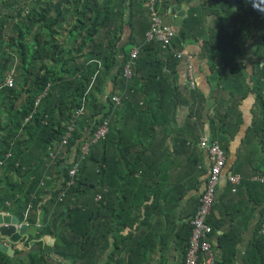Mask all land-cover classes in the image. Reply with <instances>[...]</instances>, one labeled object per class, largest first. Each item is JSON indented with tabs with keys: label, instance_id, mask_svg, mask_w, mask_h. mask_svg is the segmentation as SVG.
<instances>
[{
	"label": "trees",
	"instance_id": "trees-1",
	"mask_svg": "<svg viewBox=\"0 0 264 264\" xmlns=\"http://www.w3.org/2000/svg\"><path fill=\"white\" fill-rule=\"evenodd\" d=\"M230 1L221 2L224 11L228 8L226 16H220L223 24H227L234 12L229 7H238L248 14L247 0H232L231 4ZM18 2L9 0L8 13L3 15L0 11V114H6L5 124H0V162H4L0 165V210L5 207L8 212L17 211L22 219L33 200L32 194L37 195L33 210L42 205L44 195H52L44 205L47 209L42 215L43 226L38 228V237L55 238L53 251L46 253L44 240V247L38 253L29 254L27 262L31 264H49L48 258L53 255L65 264H100L112 247L105 264H149L147 258L138 261L123 258L125 253L133 251H127L126 246V238L131 236L120 235L124 228H131L130 217H124L131 197L123 195L122 192L127 191L118 188L120 182L124 186L137 180L138 166L153 146L150 143L140 153L139 160L133 161L125 158V148L123 152L119 150L125 144L134 143V139L141 142L142 138H147L150 128L170 123L162 122L161 117L172 120L177 113L180 103L168 101L173 86L166 77V68L171 69L169 62L176 64L178 59L171 55L163 62L158 58L165 51L163 46L145 41L151 24H147L143 0H22L23 5ZM254 8L252 16L263 17V9L259 10V5ZM190 20L187 27L196 18L193 16ZM262 24L259 35L264 34V21ZM64 26L71 48L64 49L62 45L66 43ZM130 28L135 34L123 48V34ZM250 29L249 24L245 25L231 37L223 26L221 36L207 42L206 47L227 44L235 51L231 63L223 66L224 71L229 67L234 75L240 68L236 64L242 56L238 41L246 40ZM9 30L13 35L8 38ZM141 36L145 38L144 47L139 49L134 76L128 79L125 69L132 61V50ZM187 41L188 30L174 41V48L182 51ZM88 47L91 48L89 55ZM9 49L15 52L14 56ZM263 50L264 38L257 48L260 59ZM121 55L125 56L123 62ZM10 78L14 81L12 87L7 85ZM110 82L115 88L107 94ZM89 90L86 114L76 121L72 138L55 164L48 168L54 144L65 135ZM254 92L264 117V75L256 79ZM152 94L158 96L157 100H150ZM114 97L122 102L118 105L112 100ZM104 120H109L106 136L91 144L74 184L67 187L66 183L71 180L69 171L80 158L83 145L80 142H91ZM9 153L11 157L7 159ZM68 155L74 159L67 164ZM124 160L126 162L122 163ZM48 174L51 179L45 180L42 188L41 182ZM64 191V200L57 203V197ZM98 196H101L100 201H96ZM140 196L145 198L141 192ZM52 211L55 218L50 224ZM31 221L35 226V219ZM208 223L211 224L210 218ZM192 236L193 227L187 238V251ZM18 253L15 250L10 256L0 250V264H25L16 259ZM250 253L254 256L250 264H264L262 232Z\"/></svg>",
	"mask_w": 264,
	"mask_h": 264
},
{
	"label": "crops",
	"instance_id": "crops-1",
	"mask_svg": "<svg viewBox=\"0 0 264 264\" xmlns=\"http://www.w3.org/2000/svg\"><path fill=\"white\" fill-rule=\"evenodd\" d=\"M143 1L147 24L150 25L149 0ZM221 2L166 0L165 6L160 9L165 26L176 29L179 35L187 30L189 33V41L182 50L184 58L175 61L176 64L169 62L171 69L166 68V77L173 86L168 101L180 104L172 120H167V116L161 117L162 122L170 123L150 128L151 134L147 138H142L141 142L134 139V143L125 144L119 150L123 152L125 148V158L133 161L136 158L139 160L140 153L150 143L153 146L142 159V165L138 166L137 180H133L132 185L119 184L118 190H126L127 193L122 194L131 197V205L126 207L124 216L130 217L131 228H124L120 235L131 236L129 240L126 238V246L127 251H133L125 253L123 258H132L133 261L147 258L149 264H185L192 220L206 190L212 167L210 154L202 148L201 141L212 137L223 145L228 154L217 202L210 216L215 229L216 264H250L254 260L250 251L264 226V183L258 180L264 179V117L254 92L256 79L264 75V50L262 59L261 55H257L264 34L259 35L258 31V35L253 36L249 32L250 38L245 47H241L239 40L242 56L236 64L240 68L234 75L229 67L224 71L223 66L231 63L235 51L227 44L224 48L222 45L206 47V44L221 36L223 26L231 37L239 33L246 13L229 7L234 12L228 17L227 24H223L220 16L225 17L228 8L224 11ZM177 7H181V12L174 14L173 10ZM193 16L196 20L187 27ZM262 23L259 30L263 27ZM134 34L131 28L125 30L123 48ZM141 38L132 52L144 47L145 38ZM90 53L91 48L88 47V55ZM171 55L172 52L165 50L158 58L167 62ZM124 58L121 55L122 62ZM190 67L194 69L196 89L191 87ZM114 88L115 84L110 82L107 94ZM152 95L150 100H157L158 96ZM97 99L100 100V96ZM129 146H132L131 151ZM232 176L241 177L236 192L230 180ZM140 192L144 199H141ZM41 202L42 205L37 207L38 214L34 210L35 214L31 217L37 220L34 228H31V219L29 221L33 233L30 229L28 236H23L19 242L0 236V243L11 246L14 253L15 250L19 252L18 261L27 262L30 253H38L44 247V240L47 248L55 242L52 237L39 238V230L35 229L43 226L42 215L47 209L44 206L47 202L45 195ZM6 210L3 207L0 213L20 218L17 211ZM113 248L106 252L100 264L109 260ZM50 257L62 262L55 255Z\"/></svg>",
	"mask_w": 264,
	"mask_h": 264
},
{
	"label": "built area",
	"instance_id": "built-area-1",
	"mask_svg": "<svg viewBox=\"0 0 264 264\" xmlns=\"http://www.w3.org/2000/svg\"><path fill=\"white\" fill-rule=\"evenodd\" d=\"M166 0H149V9L151 15V28L146 35L147 43H157L161 44L163 48L167 51L173 53V55L178 59L184 58L183 51H177L174 48V41L179 37V32L171 27H167L164 25L163 20L161 18L160 9L165 5ZM140 56V50H134L132 53V61L128 63L125 69V76L128 79H132L134 76V67L135 61ZM189 77L191 79V87L196 89L195 85V75L193 67H190ZM95 79L93 80L94 83ZM14 81L10 78L8 80L7 85L12 87ZM118 105L122 102L119 97H114L112 99ZM39 101H37L38 103ZM87 103L84 99V103L82 107L77 109L76 114L73 117L72 122L68 125L65 135L62 137L61 141L54 144V150H52L49 154L50 162L47 163V167L51 168L54 165L56 160L61 156V151L64 150L65 146L68 144L69 139L72 138L73 132L76 129V121L79 118H82L86 114ZM29 118L26 119V122ZM105 122L98 128V130L94 133L91 142H85L82 145V150L80 154V158H77V163L75 166L69 171V175L71 180L66 183L67 187H70L74 184V177L80 169L82 160L88 155L91 144L97 143L100 139L104 138L108 132V122L109 120H104ZM202 148L206 149L210 154V158L212 161V167L210 172V177L207 182L206 190L200 198L198 211L195 217L192 220L193 226V236L190 243V248L187 251L185 264H216V252L214 249L213 243V234L214 228L211 224L208 223L210 216L214 211V207L217 202L218 190L221 183L222 175L227 166L228 154L226 149L222 146L219 141L210 142V139L205 137L201 141ZM11 157L9 153L7 155V159ZM0 165H4V162H0ZM51 179L50 176H46V179H43L41 182V187H45L46 181ZM231 182L234 185V191H237V186L241 184L240 176H232L230 177ZM259 181L264 183V179L259 178ZM47 191V189H46ZM107 191V189H105ZM65 197V191L61 192L59 197H57V203L62 202ZM33 200L28 204L25 212L23 213V220L17 225L18 229H21L23 226H30L31 213L35 206V201L37 200V195L32 194ZM52 199L51 194H47L45 196V201H49ZM101 196L96 198V201H100ZM264 234V226L263 231Z\"/></svg>",
	"mask_w": 264,
	"mask_h": 264
},
{
	"label": "rangeland",
	"instance_id": "rangeland-1",
	"mask_svg": "<svg viewBox=\"0 0 264 264\" xmlns=\"http://www.w3.org/2000/svg\"><path fill=\"white\" fill-rule=\"evenodd\" d=\"M16 1H19L18 3L19 4H21V5H23L22 4V0H16ZM9 2V0H0V11H1V14H3V15H5V14H7L8 13V11H9V7H7V3ZM246 5H247V10H248V14L246 13V15H245V19H244V23H243V25L245 26V25H250L251 26V32H252V34H253V36L254 35H256V34H258L257 32L259 31V28H260V26H261V23L264 21L263 20V17H264V15H263V17L261 16V17H253L252 16V11L253 10H256L254 7L256 6V5H259V10H262L263 9V11H264V0H247L246 1ZM236 8H238V7H235V9ZM237 10H239V11H241L239 8L237 9ZM257 12V11H256ZM243 26V27H244ZM8 35V38L10 37V36H12L13 35V33L9 30L8 31V33H7ZM66 35H67V30H66V26H64V28H63V37H64V39H65V41H66V43L64 44L63 42V48L64 49H66V48H71V44H70V42L66 39ZM248 38H250V36H249V34H248V36H246V40H244V41H242L241 43V47L242 46H246V45H248ZM61 39V38H60ZM8 40V39H7ZM64 41V40H63ZM79 45V44H78ZM250 46V45H249ZM224 48V47H223ZM10 50V52H12L13 53V56H14V51H12L11 49H9ZM75 57V56H74ZM16 59V58H15ZM11 72H13V70H11ZM13 74H14V72H13ZM5 121H6V114L5 113H1L0 114V124L1 125H4L5 124ZM64 158V157H63ZM67 164L68 163H70V162H72L73 161V159H74V156H67ZM53 172H54V169H53ZM34 211V210H33ZM32 211V213H31V215L32 214H34V212ZM35 211L37 212V214H38V210L37 209H35ZM32 217V216H31ZM54 218L55 217H53V214H51V216H49V219H48V221H49V223L51 224L53 221H54ZM37 220H35V222H36ZM193 227V226H192ZM31 228H34V226H32ZM31 228H29V230L31 229ZM36 230H40V229H37V228H35ZM30 232L31 233H33V230L31 229L30 230ZM46 250V253H48L49 251H53V246L52 247H49V248H46L45 249ZM39 255V254H38ZM49 259V262L51 263V264H63L61 261H57V259L55 260L54 258H51V257H49L48 258ZM57 262V263H56ZM25 264H31V262H25ZM65 264V263H64Z\"/></svg>",
	"mask_w": 264,
	"mask_h": 264
},
{
	"label": "water",
	"instance_id": "water-1",
	"mask_svg": "<svg viewBox=\"0 0 264 264\" xmlns=\"http://www.w3.org/2000/svg\"><path fill=\"white\" fill-rule=\"evenodd\" d=\"M180 10L181 7H177L173 10V13L177 14V12H181ZM183 15L184 14H182L181 17H183ZM213 141L214 139L211 137L210 142L212 143ZM19 223L20 218L7 213H0V236L3 239H9L11 242L21 241L23 236H28L29 228L24 226L21 229H18L17 225ZM0 250L10 256L14 255L13 248L5 243H0Z\"/></svg>",
	"mask_w": 264,
	"mask_h": 264
},
{
	"label": "clouds",
	"instance_id": "clouds-1",
	"mask_svg": "<svg viewBox=\"0 0 264 264\" xmlns=\"http://www.w3.org/2000/svg\"><path fill=\"white\" fill-rule=\"evenodd\" d=\"M174 57H175V56H174ZM175 58H176V57H175ZM177 59H178V58H177ZM89 93H90V90L88 91L87 95L84 97L85 100H87V96L89 95ZM86 103H87V109H88V102H86ZM209 139H210V138H209ZM214 141H216V140H214ZM78 143H79V142H78ZM81 143H84V140H82V141L80 142V144H81ZM80 144H79V145H80ZM222 146H223V145H222ZM226 151H227V150H226ZM105 189H107V188H105ZM47 194H48V193H47ZM47 194H46V195H47ZM46 195H45V196H46ZM53 211H54V210H53ZM53 211H52V214H53ZM22 220H23V218L20 219V222H21ZM23 227H24V226H23ZM26 227H27V226H26ZM28 228H30V226H29Z\"/></svg>",
	"mask_w": 264,
	"mask_h": 264
}]
</instances>
